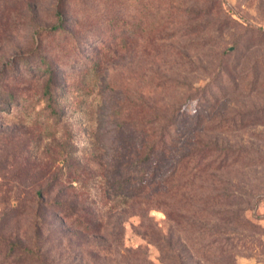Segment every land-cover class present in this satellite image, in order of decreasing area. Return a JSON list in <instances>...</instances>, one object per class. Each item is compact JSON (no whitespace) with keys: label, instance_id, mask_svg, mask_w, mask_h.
Masks as SVG:
<instances>
[{"label":"rangeland","instance_id":"rangeland-1","mask_svg":"<svg viewBox=\"0 0 264 264\" xmlns=\"http://www.w3.org/2000/svg\"><path fill=\"white\" fill-rule=\"evenodd\" d=\"M57 11L59 37L48 31ZM39 50L57 73L56 113ZM133 102L173 118L178 151L205 143L229 153L176 222L108 181L111 153L133 136L116 129L119 109ZM12 244L37 255L10 253ZM11 255L13 264H264V0H0V264Z\"/></svg>","mask_w":264,"mask_h":264},{"label":"trees","instance_id":"trees-1","mask_svg":"<svg viewBox=\"0 0 264 264\" xmlns=\"http://www.w3.org/2000/svg\"><path fill=\"white\" fill-rule=\"evenodd\" d=\"M217 1L209 0V3ZM172 9L174 8L171 7ZM200 10L202 16L203 11ZM168 16L169 13H162V10L158 15L159 20L166 24ZM57 17L59 23L48 29L50 36L59 37L66 31L60 11H57ZM67 37L70 43L76 44L74 34ZM34 57L38 62L37 66H44V72L48 75L43 94L52 112L56 113L54 86L57 73L52 62L43 57L40 50ZM14 97L13 92V95L9 94L6 99ZM130 105V108L120 107V112H125L126 116L118 119L116 129L121 132L129 131L133 136L130 135L121 145L115 147L110 156L111 166L107 178L113 188V194L127 201H138L143 211L148 214L162 210L169 220L176 222L189 208L192 194L198 189L203 190L202 186L208 179H217L215 175L228 162L229 153L205 143H198L197 147H192L189 151H178L177 147L174 148L173 143H170L169 126L173 123V118L162 119L155 107L147 102H142L141 111L137 112L135 110L138 106L136 107L134 102ZM210 190L212 193L217 192L215 188ZM56 204L65 207V203ZM80 225H86L85 229L88 228L85 219H80ZM90 227L93 229L95 224ZM13 248L23 251V258L27 260L37 255L36 252L16 244H12L10 253H13ZM172 257L173 253L168 259ZM176 258L181 261L179 255ZM10 259V264H13V255L8 257V260Z\"/></svg>","mask_w":264,"mask_h":264}]
</instances>
